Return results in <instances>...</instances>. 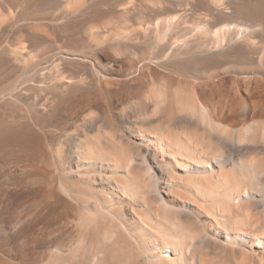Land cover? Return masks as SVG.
<instances>
[{
  "label": "bare ground",
  "instance_id": "obj_1",
  "mask_svg": "<svg viewBox=\"0 0 264 264\" xmlns=\"http://www.w3.org/2000/svg\"><path fill=\"white\" fill-rule=\"evenodd\" d=\"M13 261L264 264V0H0Z\"/></svg>",
  "mask_w": 264,
  "mask_h": 264
},
{
  "label": "rangeland",
  "instance_id": "obj_2",
  "mask_svg": "<svg viewBox=\"0 0 264 264\" xmlns=\"http://www.w3.org/2000/svg\"><path fill=\"white\" fill-rule=\"evenodd\" d=\"M230 82H232L231 79H226V80L224 81L225 86H227V84H229ZM218 83H219V82H218ZM218 83H217V85H218ZM158 136H159V135H156V136H155V135H151V136H150V134H148V135H143V136L141 135V137H140V136H137L136 138L139 139L138 142L141 143V144H143V143L145 144V143H146L147 145H149V144H153V145H154V144H156L157 142H159V139H160V138H159ZM140 138H141V139H140ZM167 154H168V156H170L169 153H167ZM167 154H166V155H167ZM211 158H213V157H211ZM211 158H209V159H211ZM185 161H186V160L184 159L182 162H185ZM190 162L193 163V161H190ZM194 163H196V162H194ZM194 163H193V164H194ZM239 168H241V167H239ZM184 204H186V203H184ZM260 218H262V216H260ZM246 238L249 239V236L246 237ZM260 253H262V252H260V251H259V253L257 252V254H260ZM10 263H12V262H10ZM14 263H17V262H16V261H13V264H14Z\"/></svg>",
  "mask_w": 264,
  "mask_h": 264
}]
</instances>
